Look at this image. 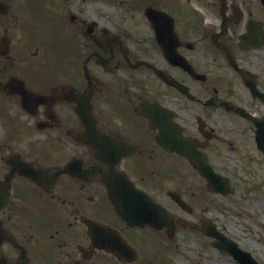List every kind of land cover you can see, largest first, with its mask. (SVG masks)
Instances as JSON below:
<instances>
[{
	"label": "flooded vegetation",
	"instance_id": "obj_1",
	"mask_svg": "<svg viewBox=\"0 0 264 264\" xmlns=\"http://www.w3.org/2000/svg\"><path fill=\"white\" fill-rule=\"evenodd\" d=\"M262 190L264 0H0V264H173L159 234Z\"/></svg>",
	"mask_w": 264,
	"mask_h": 264
},
{
	"label": "rangeland",
	"instance_id": "obj_2",
	"mask_svg": "<svg viewBox=\"0 0 264 264\" xmlns=\"http://www.w3.org/2000/svg\"><path fill=\"white\" fill-rule=\"evenodd\" d=\"M237 201V204L230 203L229 206L240 212L241 216H235L234 221H231L233 226L229 225L228 234L241 240L264 264V206L256 204L257 201L264 204V190L258 195L240 194ZM165 243L169 248L162 249L173 264H240L210 246L206 236L203 238L199 231L193 233L191 230L179 229Z\"/></svg>",
	"mask_w": 264,
	"mask_h": 264
},
{
	"label": "water",
	"instance_id": "obj_3",
	"mask_svg": "<svg viewBox=\"0 0 264 264\" xmlns=\"http://www.w3.org/2000/svg\"><path fill=\"white\" fill-rule=\"evenodd\" d=\"M234 246H235V245H234L233 243L228 242L227 244H225L224 247H225V248H232V249H235ZM239 255H240L242 258H244L245 260H250L248 254H247V253H244L243 251L240 252Z\"/></svg>",
	"mask_w": 264,
	"mask_h": 264
},
{
	"label": "bare ground",
	"instance_id": "obj_4",
	"mask_svg": "<svg viewBox=\"0 0 264 264\" xmlns=\"http://www.w3.org/2000/svg\"><path fill=\"white\" fill-rule=\"evenodd\" d=\"M258 205L264 206V204H260L259 202L257 203Z\"/></svg>",
	"mask_w": 264,
	"mask_h": 264
}]
</instances>
